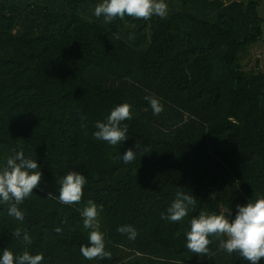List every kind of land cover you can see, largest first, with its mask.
I'll list each match as a JSON object with an SVG mask.
<instances>
[{"label": "trees", "instance_id": "1", "mask_svg": "<svg viewBox=\"0 0 264 264\" xmlns=\"http://www.w3.org/2000/svg\"><path fill=\"white\" fill-rule=\"evenodd\" d=\"M101 2L0 0V167L23 150L42 173L19 205L23 221L0 204V255L8 248L14 257L43 254L42 264H224L214 256L218 238L199 256L186 232L201 211L236 215L237 205L264 194V70L241 63L264 34L259 2L165 0L164 19L107 23L94 14ZM146 95L162 104L159 115ZM122 103L132 106L122 122L128 139L96 140V121ZM128 148L137 153L125 164L116 156ZM73 170L87 180L81 202L60 204L58 181ZM177 188L196 205L170 222L161 213ZM88 200L103 209L110 259L80 252L89 243L80 214ZM122 225L136 229L135 240L117 231ZM17 227L30 245L23 231L13 235Z\"/></svg>", "mask_w": 264, "mask_h": 264}, {"label": "clouds", "instance_id": "2", "mask_svg": "<svg viewBox=\"0 0 264 264\" xmlns=\"http://www.w3.org/2000/svg\"><path fill=\"white\" fill-rule=\"evenodd\" d=\"M97 17L103 16L105 22H111L126 15L135 19L149 20L152 16L161 19L167 17L168 5L165 0H103L94 9ZM149 102L154 115L163 111L160 101L153 95L144 97ZM131 105L122 103L115 106L106 121H96L93 137L96 140L107 142L111 146L123 144L129 137L128 125L125 120H131ZM135 147L140 149L137 142ZM148 153V149L143 150ZM136 151L128 148L116 159H122L125 164L131 163L136 158ZM35 159L25 157L23 150L15 152L6 158L3 167H0V204L8 205V215L18 221L24 220V213L20 210L25 199L31 197L33 190L39 187L42 173ZM86 177L79 171H69L59 181L60 204L74 205L81 202L83 188L86 185ZM49 193L48 196H52ZM176 198L167 208V215L161 213V217L170 222H178L188 215L189 207H195L194 196L177 188ZM102 207L88 200L80 214L83 218V226L90 230L88 245H81L80 252L87 260L111 258V252L105 250L104 233L100 231V212ZM55 232L62 234V228L56 227ZM23 231V235H22ZM121 234H127L129 240H135L136 229L131 225H122L117 228ZM16 238H21L25 244L32 243V237L27 231L17 227L13 233ZM209 237L219 239V249L229 254L238 253L240 258L247 260L249 264H259L264 257V196L250 200L247 204L237 205V213L234 219L223 213H207L201 211L190 220V230L186 232V247L192 253L199 256H208L209 245L212 242ZM43 254L32 255L25 250L18 257H14L12 251L4 248L0 255V264H42Z\"/></svg>", "mask_w": 264, "mask_h": 264}, {"label": "rangeland", "instance_id": "3", "mask_svg": "<svg viewBox=\"0 0 264 264\" xmlns=\"http://www.w3.org/2000/svg\"><path fill=\"white\" fill-rule=\"evenodd\" d=\"M259 2V13L264 17V0ZM128 30V27L123 29V33ZM241 63L244 69H261L264 70V34L255 44H253L247 52L241 57Z\"/></svg>", "mask_w": 264, "mask_h": 264}, {"label": "crops", "instance_id": "4", "mask_svg": "<svg viewBox=\"0 0 264 264\" xmlns=\"http://www.w3.org/2000/svg\"><path fill=\"white\" fill-rule=\"evenodd\" d=\"M261 196H264V194H260ZM225 215H228L230 219H234L235 215H232L230 212L226 211ZM217 240V239H216ZM218 251V252H217ZM214 256H216V260L219 263H226V264H249L247 260H243L240 258L239 254L234 252L232 254L227 253L224 250H217ZM259 264H264V257L261 258Z\"/></svg>", "mask_w": 264, "mask_h": 264}]
</instances>
